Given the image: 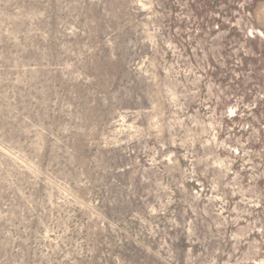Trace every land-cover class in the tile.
<instances>
[{"label":"rangeland","instance_id":"obj_1","mask_svg":"<svg viewBox=\"0 0 264 264\" xmlns=\"http://www.w3.org/2000/svg\"><path fill=\"white\" fill-rule=\"evenodd\" d=\"M0 264H264V0H0Z\"/></svg>","mask_w":264,"mask_h":264}]
</instances>
